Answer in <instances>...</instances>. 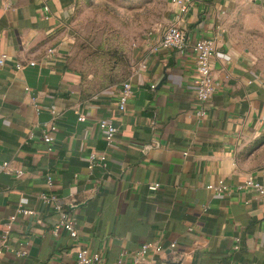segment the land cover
Segmentation results:
<instances>
[{
	"label": "crops",
	"instance_id": "obj_1",
	"mask_svg": "<svg viewBox=\"0 0 264 264\" xmlns=\"http://www.w3.org/2000/svg\"><path fill=\"white\" fill-rule=\"evenodd\" d=\"M78 2L0 0V160L23 170L0 174V237L15 215L8 242L26 251H5L0 264L75 263L74 240L51 232L58 214L41 192L62 200L80 243L107 264L120 256L132 264L146 241L166 248L139 264H264V198L235 188L264 172V0H192L184 13L169 1L165 26L121 48L96 75L70 56ZM172 23L186 33L183 53L155 50ZM200 37L215 41V91L203 103L193 84ZM124 81L132 96L120 111ZM102 118L118 128L111 147ZM52 122L48 151L42 136ZM103 152L105 166L89 167V154ZM220 180L227 190L206 188ZM22 199L33 215L17 213Z\"/></svg>",
	"mask_w": 264,
	"mask_h": 264
},
{
	"label": "built area",
	"instance_id": "obj_2",
	"mask_svg": "<svg viewBox=\"0 0 264 264\" xmlns=\"http://www.w3.org/2000/svg\"><path fill=\"white\" fill-rule=\"evenodd\" d=\"M179 13H184L192 0H169ZM186 33L182 27L176 23L168 25L161 34L158 43L155 46V50L159 49H175L179 53H183L186 49ZM193 51L195 53V71L193 74V84L195 87L196 98L199 102L203 103L207 101L213 92L215 91V84L211 74V59L215 51V41L211 37H200L198 38L194 45ZM6 54L0 53V65H3ZM29 65H34L35 61H29ZM17 68H22L21 63L16 64ZM155 87V85H151ZM132 96V84L130 81H124L121 83L117 104L118 109L123 111L126 108L127 102ZM53 116L56 115L54 109H51ZM203 114V111L199 113ZM78 120L83 121L86 119L85 115L82 113L78 114ZM98 125L102 130L103 137L107 147H111L114 143L116 135L118 133V128L113 122L107 118H102L98 120ZM56 129L55 124L52 122L47 130L43 133L42 139L46 144V149L52 151L54 137L52 135L53 131ZM89 167L95 165L105 166L106 164V153H90L88 156ZM16 174L22 175L23 170L16 169L10 165L7 160H0V174ZM46 183L50 188L53 187L52 177L46 175ZM159 183H150L148 188L151 190L156 189ZM206 188L215 190L217 193L227 190V185L224 181L220 180L217 184H208ZM236 190H246L254 193L259 198H264V172L262 174V179L258 180L253 174H248L243 180L239 181L235 185ZM43 203L52 204L56 209L58 218L57 222L51 229L54 235H57L60 231H65L68 236L74 240V247L76 250L75 263L74 264H107L105 258L98 252H90L87 246L82 245L78 238V231L76 228L75 217L69 212V210L64 206V203L60 198L53 192H41L39 194ZM25 199L19 203L17 208V213L24 215H33L34 210L23 207ZM16 219L15 215L8 217L7 222L1 232L0 237V256H2L5 251H10L14 256L20 257L26 253L24 249H15L9 244V233L13 221ZM176 247V242L172 241L169 243L168 248L173 249ZM238 245H235L237 248ZM166 247L162 246L156 241H146L140 245L133 255L132 264H139L141 261L149 255H157L164 252ZM152 264H160L155 260H151ZM114 264H123L122 257L120 256Z\"/></svg>",
	"mask_w": 264,
	"mask_h": 264
},
{
	"label": "rangeland",
	"instance_id": "obj_3",
	"mask_svg": "<svg viewBox=\"0 0 264 264\" xmlns=\"http://www.w3.org/2000/svg\"><path fill=\"white\" fill-rule=\"evenodd\" d=\"M168 0H79L69 22L71 58L87 75L104 74L118 52L165 26Z\"/></svg>",
	"mask_w": 264,
	"mask_h": 264
}]
</instances>
